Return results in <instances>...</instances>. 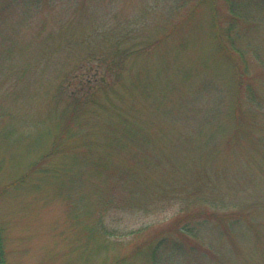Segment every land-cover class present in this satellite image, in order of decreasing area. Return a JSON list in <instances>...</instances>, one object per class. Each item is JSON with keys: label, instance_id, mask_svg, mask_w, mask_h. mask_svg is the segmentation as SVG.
<instances>
[{"label": "rangeland", "instance_id": "1", "mask_svg": "<svg viewBox=\"0 0 264 264\" xmlns=\"http://www.w3.org/2000/svg\"><path fill=\"white\" fill-rule=\"evenodd\" d=\"M175 1L39 0L38 13L28 20V13L21 12L34 10L30 0H19L14 6L20 13H8L0 5V227L7 264H113L123 258L129 260L133 250L145 241L153 242L161 235L180 240V236L172 235L173 228L188 216L203 219L204 212L214 207L215 214H251L255 228L248 231L241 227L230 236H221L218 231L225 229L224 224L211 225L221 215L213 216L209 228L201 233L203 244L183 239L185 248L194 244L198 251L196 257H186L185 264H264V164L257 150L249 144L236 148L217 128L220 118L214 105L226 102L229 96V72L220 57L208 51L209 18L203 9L197 8L192 18L181 22L179 30H167L170 23L166 16ZM186 1L176 10V21L199 0ZM214 1L220 23H224L225 7L221 0ZM257 19L247 38L264 56V8ZM111 27H118L115 40L121 50L154 38L156 33L164 35L160 57L167 59L171 67L166 71L163 68V73L159 69L163 81L167 74L172 75L170 70L175 66L179 75L170 76L174 84L181 83L184 68L198 69L190 70L189 86L170 92L166 108L150 115L156 127L167 120L181 124L182 130L180 135L154 136L155 166L152 183L147 185L150 196L125 198L126 187L121 185L112 197V205L103 206L99 200L102 192H97L96 182L91 179V164L82 162L84 154L72 143L66 146L64 155L47 158L24 182L10 186L51 145L58 121L50 101L61 76L74 72L73 59L85 48L101 51L102 46L106 47L102 40L91 38V44L86 38L103 34L97 32L99 28ZM69 38L81 42L66 53L61 45ZM111 39L106 41L110 43ZM11 44L15 45L8 54L6 49ZM41 48L50 53H43ZM20 63L30 65L29 75L12 69ZM249 66V82L256 79L263 84L264 71L256 63L250 62ZM137 71V64H131L123 73L124 79ZM16 77L19 79L13 83ZM172 107L173 115L168 112ZM251 129V135L260 134L255 144L264 151V118H258ZM67 172L73 177L69 185ZM164 186L170 187V194L161 191ZM60 187H67L72 199L59 194ZM193 190L214 198L207 199L208 203L199 198L188 200L186 196ZM191 223L199 226L200 220ZM133 260L134 264L140 262L137 257Z\"/></svg>", "mask_w": 264, "mask_h": 264}, {"label": "trees", "instance_id": "2", "mask_svg": "<svg viewBox=\"0 0 264 264\" xmlns=\"http://www.w3.org/2000/svg\"><path fill=\"white\" fill-rule=\"evenodd\" d=\"M18 1L0 0V5L2 4L4 11H8V13H20V11L14 10ZM30 2L34 10L21 12L22 14L28 13L27 20L38 13L39 9V0H30ZM184 2L187 1L176 0L170 13L167 14L166 20L170 23L167 30L172 33L179 30L181 22L192 18L197 8L206 12L209 18L207 31L210 37L206 46L208 51L210 50L214 55L220 57L230 77L229 84L226 85L229 87V96L226 102L214 105L215 113L220 118L217 128L222 130L220 133L236 148L246 147L249 144V148L257 150L256 152L261 156L260 159L264 164V151H261V148L255 144L260 134L252 133L251 135V126L258 118H264V83L262 84L261 80L253 79L251 84L248 80L250 62L258 64L264 71V56L261 50L247 38L249 29L258 24L257 17L259 11L264 8V0H221L225 7L222 16L224 23H220L219 11L214 0H199L192 9L185 13L186 15H182L184 17L176 21L174 14L177 9L184 7ZM117 30L118 27L99 28L97 32L103 34H93L86 38L91 44V38L102 40L106 47L102 46L101 51L93 47L85 48L73 59L74 72L64 73L61 76L50 101L54 104L53 117L58 121L57 131L53 134L51 145L29 165L26 174L12 181L10 186L15 187L24 182L25 178L37 170L40 163L47 158L64 155L66 146L72 143L76 151L80 150L79 153L84 154L85 158L82 159V162L91 164L93 171L91 179L96 182L97 192H102L99 200L103 206L112 205V197L121 189V185L126 187L123 192L125 198L138 195L139 199H145L150 196L148 186L152 183L150 177H153L152 169L155 166L153 165L154 150L156 149L154 136H163V133L180 135L182 132L181 124H175L173 121L167 123V120H164V124L156 127L157 122L150 118V115L154 113L156 115L161 108H166L165 102H167L170 92L189 86L192 82L190 70L193 68L196 72L198 69L194 66H191L189 70L184 68L185 73L182 75L180 83L182 86L174 84L170 79V76L179 75L176 66L170 70L172 75L165 73L169 78L166 77L163 81L164 78L161 77V74L171 67L167 59L160 57L164 53V50L161 49L162 36L164 35L160 36L159 33H156L154 38L142 39L141 42L121 50L120 44L115 40L118 37ZM106 33L110 35L108 36ZM109 37L112 38L110 43L106 41ZM78 43L69 38L62 42L61 48L67 53L70 50L73 51ZM14 45L11 44L6 49L8 54L13 51ZM154 52L157 54L154 55ZM43 53L50 52L43 51ZM114 55L117 58H113ZM42 60L46 65L50 64L48 60ZM12 61L17 63L15 59ZM89 64L92 66L89 67ZM131 64H137L138 71L133 72L130 79L126 80L123 73ZM17 65L18 68L12 67V69L21 71L25 76L30 74L29 64L20 63ZM32 67L33 65H31V69ZM159 69H162L161 74H159ZM17 79L19 78L16 77L13 83ZM201 82L202 79L198 81V84L201 85ZM170 111L168 112L173 115L174 107ZM48 115L51 116L50 113ZM145 118L150 120L146 121ZM219 125L222 126L219 127ZM95 136H101L99 141L92 139ZM65 140L67 141L65 142ZM168 144L169 142L166 141L167 146ZM89 156L91 159L88 160ZM126 156V160L121 161ZM260 159L256 155V161L259 164ZM66 181L67 185L73 183V177L68 172ZM166 187L164 186L161 191L168 195L171 191L170 187L167 189ZM198 190H202L201 187ZM67 191H69L67 187L59 188V194L72 199V195ZM196 191L193 190L186 196L188 200L199 198L204 203H208L207 199L214 198L204 194H195ZM230 203L235 204L236 202ZM72 204L73 202H71ZM216 210L217 208L214 207L213 210L204 212L201 216L203 219H199V226L192 225L191 221L199 222L193 216H188L187 220L184 218V222L172 230L174 231L172 235L180 236V240L161 235L153 242L145 241L138 245L131 253L133 255H131V259L123 258L116 260L113 264H134L133 259L136 257L140 261L139 264H185L183 260L189 256L196 257L198 251L194 244L185 248L184 240H188V242L193 240L203 244L205 237L201 233L203 229L209 228L213 216L221 215L216 218L219 221L211 222L214 227L224 224L225 229L220 228L218 231L221 236L223 234L230 236L232 233L241 231L242 229L238 230L241 227L248 231L255 228L254 223L251 222V214L248 216L244 212L245 215L228 216L220 214V212L215 214ZM226 213L231 214V212ZM245 216L249 219H246ZM4 246L5 238L2 227H0V264H7Z\"/></svg>", "mask_w": 264, "mask_h": 264}]
</instances>
